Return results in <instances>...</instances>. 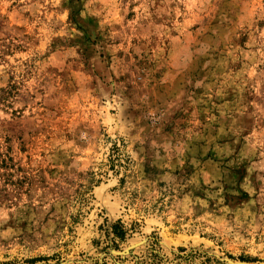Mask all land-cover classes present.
<instances>
[{"label":"rangeland","instance_id":"rangeland-1","mask_svg":"<svg viewBox=\"0 0 264 264\" xmlns=\"http://www.w3.org/2000/svg\"><path fill=\"white\" fill-rule=\"evenodd\" d=\"M0 264H264V0H0Z\"/></svg>","mask_w":264,"mask_h":264},{"label":"trees","instance_id":"trees-1","mask_svg":"<svg viewBox=\"0 0 264 264\" xmlns=\"http://www.w3.org/2000/svg\"><path fill=\"white\" fill-rule=\"evenodd\" d=\"M112 230H113V234L118 237V238H123L124 237V232L123 230H121L120 227H118L117 225H114L112 227Z\"/></svg>","mask_w":264,"mask_h":264}]
</instances>
